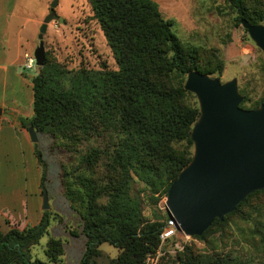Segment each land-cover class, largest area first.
I'll return each instance as SVG.
<instances>
[{"label": "trees", "instance_id": "trees-1", "mask_svg": "<svg viewBox=\"0 0 264 264\" xmlns=\"http://www.w3.org/2000/svg\"><path fill=\"white\" fill-rule=\"evenodd\" d=\"M89 1L118 68L68 69L46 56L31 77L33 115L20 119L23 126L51 135L56 146L74 157L73 163L62 164L60 179L86 237L80 264H99L104 242L119 249L109 264H146L158 250L168 221L159 212L148 218L144 203L157 205L193 156L191 130L200 109L196 95L185 88L187 75L192 70L221 72L223 63L201 66L199 48L172 31V20L163 16L156 0ZM228 1L238 21L246 18L256 24L264 19L248 0ZM249 100L245 95L240 105L256 108L264 97L248 104ZM35 155L43 194L47 162L37 144ZM259 192L264 188L250 193L223 220L215 218L202 235L194 237L205 239L213 226H223ZM55 218L47 209L37 224L0 231V264L61 262V238L49 237L47 261L31 252ZM72 233L77 235V230ZM179 259L182 264H240L229 253L202 256L188 247Z\"/></svg>", "mask_w": 264, "mask_h": 264}, {"label": "rangeland", "instance_id": "rangeland-1", "mask_svg": "<svg viewBox=\"0 0 264 264\" xmlns=\"http://www.w3.org/2000/svg\"><path fill=\"white\" fill-rule=\"evenodd\" d=\"M16 1V9H24L27 5L28 16L39 20V23H35V28L32 21L26 22L25 35L28 42L24 43V49L27 53L34 54L39 45V28L50 12V3L53 0ZM156 1L163 16L172 20V31L184 43L199 48L201 66H206L210 61L214 65L218 60L222 61L221 72L208 75L218 77L222 82L236 78L240 93L250 98L248 104L264 97V51L242 22L237 20V12L228 0ZM248 4L251 9H259L264 15V0H248ZM55 11L57 17L49 22L44 34L46 56L49 59L64 64L68 69H99L104 65L111 69L118 68L89 0H59ZM60 16L64 18L63 22L59 21ZM259 23H264V19ZM38 68L34 64L32 67H25V70L31 78ZM191 99L195 100L193 97ZM196 99L198 101L197 96ZM35 144L47 162L46 189L50 210L56 218L50 221L48 233L32 247V255L47 261L46 244L50 236H55L64 243L62 261L56 264H80L86 249V237L81 233V218L65 197L60 179L62 164L73 163L74 157L67 150L56 146L52 136L47 133H38ZM25 153L28 158L29 152L25 150ZM5 161L6 158L1 157L0 165H4ZM6 163L12 168L6 173L10 180L3 181L6 175L0 174V186L5 185L6 189H12V205L15 206L17 198L22 194L21 188L19 189L22 173H18L20 161L14 155L11 159L7 158ZM33 170L31 166V174ZM139 186L143 187V184ZM5 210L7 209L0 205L2 232L7 231L10 226V219H3L1 216ZM157 212L168 221L166 196L157 205L144 203V214L148 218L154 219ZM72 230H77V235ZM187 247L189 252L194 251L202 256L229 253L238 257L240 264H264V192L251 196L241 207V211L231 216L223 226H213L203 240L176 229L171 236L161 241L156 253L152 254L153 264H182L179 255ZM100 248L103 255L98 259L99 264H109L119 253V249L108 242L102 243Z\"/></svg>", "mask_w": 264, "mask_h": 264}, {"label": "water", "instance_id": "water-1", "mask_svg": "<svg viewBox=\"0 0 264 264\" xmlns=\"http://www.w3.org/2000/svg\"><path fill=\"white\" fill-rule=\"evenodd\" d=\"M58 3L53 0L50 7L55 9ZM54 17V11L49 12L39 28L34 50L37 66L45 64L44 34ZM241 22L264 51V23L246 18ZM185 88L196 94L200 115L191 130L192 159L169 185L166 208L168 224L186 235L200 236L215 218L223 220L250 193L264 188V102L244 108L236 78L222 82L198 70L188 73ZM28 132L37 142L32 125ZM43 191L42 208L47 210L48 192Z\"/></svg>", "mask_w": 264, "mask_h": 264}, {"label": "crops", "instance_id": "crops-1", "mask_svg": "<svg viewBox=\"0 0 264 264\" xmlns=\"http://www.w3.org/2000/svg\"><path fill=\"white\" fill-rule=\"evenodd\" d=\"M16 2L0 0V158H6L4 165H0V174L11 171L7 158L17 155L20 161L18 173H22L19 187L22 194L14 206L12 189L2 185L0 205L7 209L1 213L3 219H10V226L14 224L22 229L37 224L44 209L40 185L42 170L35 155V142L20 119L33 115L32 82L25 70L26 22L32 21L34 27L39 20L28 16L27 5L24 9H16ZM25 150L29 152L28 158ZM31 166L34 168L32 174ZM6 180H10L7 175L3 178Z\"/></svg>", "mask_w": 264, "mask_h": 264}, {"label": "built area", "instance_id": "built-area-1", "mask_svg": "<svg viewBox=\"0 0 264 264\" xmlns=\"http://www.w3.org/2000/svg\"><path fill=\"white\" fill-rule=\"evenodd\" d=\"M25 56H26V64H25L26 67H32L34 64H36L34 54L26 53ZM168 226L169 228H167ZM168 226L160 235L161 241H164L167 237L171 236L177 229L174 224H168ZM153 258L154 257H152V255L148 256L146 263L153 264Z\"/></svg>", "mask_w": 264, "mask_h": 264}, {"label": "flooded vegetation", "instance_id": "flooded-vegetation-1", "mask_svg": "<svg viewBox=\"0 0 264 264\" xmlns=\"http://www.w3.org/2000/svg\"><path fill=\"white\" fill-rule=\"evenodd\" d=\"M51 11H54V13H55V17H57V13H56L55 9L50 8V12H51Z\"/></svg>", "mask_w": 264, "mask_h": 264}]
</instances>
